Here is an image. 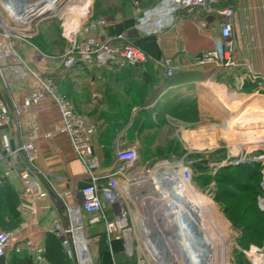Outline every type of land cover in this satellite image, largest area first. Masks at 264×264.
I'll list each match as a JSON object with an SVG mask.
<instances>
[{
  "label": "built area",
  "instance_id": "built-area-1",
  "mask_svg": "<svg viewBox=\"0 0 264 264\" xmlns=\"http://www.w3.org/2000/svg\"><path fill=\"white\" fill-rule=\"evenodd\" d=\"M217 1L158 0L143 9L141 18L133 29L128 30L138 35L157 33L171 27L181 10L217 15L220 33L217 45L196 55L191 66L209 68L214 72L233 66H247L248 72L241 76L240 86L248 76L250 81L258 82V87H264V73L234 56V10L232 7H217ZM22 4L25 2L21 0H0V81L11 102L9 104L3 97L0 85V128L5 126L0 129V167L15 170L28 195H32L30 178L37 156L36 142L40 137L50 135V132L40 130L32 112L34 106L50 101L60 114L55 129L65 134L75 159L82 167V184L75 191V198L64 200L70 192L59 195L63 200L66 223L55 219L50 229L75 264H95L89 239L85 236L83 212L90 215L87 223L102 224L108 244L112 246L119 241L122 252L133 258L135 264H214L212 255H199V246L204 242L203 227L195 218V207L186 201L187 197L182 193L185 183L195 187L190 164L183 158L168 161L174 163L173 166L167 170L158 167L154 171L159 174L155 181L149 175L150 170L142 172L149 175L148 180H152L151 184H146L148 180L138 178L141 171L137 167V149L127 146L116 150L113 165L108 170H98V161L92 151L94 125L74 108L67 96L58 91L59 77L78 60L91 62L96 67L113 63L120 66L143 65L150 56L128 38V30L114 35L103 33L113 21H109L111 17L90 23L88 27L95 32L80 40L81 24L74 32L65 34V17L60 14L62 37L69 45L60 61L49 66L46 55L38 49L25 54L27 45H31L30 40L38 33L42 18L33 22L27 12L22 13L30 9L31 4L26 2L27 7ZM98 28L100 31L96 32ZM159 63L166 76L174 74L176 66L170 58L165 57ZM14 115L27 116V130L18 145L13 143ZM3 177L0 174V183ZM22 207L29 209L34 217V221L25 226V232L32 235L38 229L37 219L44 206L24 202ZM76 233L80 234L84 246L80 247ZM19 240V229L0 227V257L7 255L10 247L13 248ZM38 252H42L41 247Z\"/></svg>",
  "mask_w": 264,
  "mask_h": 264
},
{
  "label": "rangeland",
  "instance_id": "rangeland-1",
  "mask_svg": "<svg viewBox=\"0 0 264 264\" xmlns=\"http://www.w3.org/2000/svg\"><path fill=\"white\" fill-rule=\"evenodd\" d=\"M41 1L43 0H31L29 3ZM66 1L57 7L54 0H51L49 6L59 8ZM157 1L92 0V4L87 8L88 14H83L82 19L81 10L87 0H69L58 14L64 15L70 27H74L69 21L70 18L80 16L82 21L80 30L83 29L78 39L84 40L95 32L88 27L89 24L106 16L111 17L109 21L114 18L115 23L107 25L103 33L114 35L133 29L134 24L141 18V11ZM229 4L236 12L242 29L240 43H237L236 37L234 38L236 41L234 56L239 61L248 62L253 69L263 72L264 0H230ZM54 11L56 10L50 12V17L38 25V33L30 40L31 45H27L28 50L25 52L30 54L34 49H38L46 55L49 66L60 61L69 45L62 37L61 19L59 15L53 14ZM98 31L99 28L96 29V32ZM231 68L218 71L225 72L229 87H226L224 92L214 90L208 105L202 108L196 104L192 111L182 110L181 114L172 112L174 114L172 117L177 119L167 118L158 124L146 120L139 126L133 145L130 146H136L137 167L141 171L139 177H144V180H148L149 175L152 180L159 175L153 170L163 164H167L168 168L173 166L174 163L168 161L183 158L190 164L195 187L210 199L208 211L215 213L216 222L219 218L222 221L215 224V227L217 225L224 227L217 226L219 228L217 230L221 231L219 234L223 232L225 237L224 255L222 254L221 259L225 260L227 257L226 260L230 264H263L261 260L264 261V257L261 256L264 253V87H258V82L250 81L248 76H245L247 80L245 79L240 86V78L244 76V72H248V68L247 66ZM58 87H62L60 79ZM220 94L226 96L224 100L229 108L222 104ZM228 116V122L219 127V122ZM232 123H235V126L231 125ZM112 158L113 156H104L103 161L107 164ZM149 170V175L142 173ZM151 178L148 181H152ZM12 203L14 204L13 200L9 201L5 205L7 211L0 213V227L5 225L13 228L22 220L23 217H17L16 206ZM51 214L49 209L41 214L40 221L38 217V229L32 234L35 235L33 241L28 240L27 236L22 241L24 243L21 242V248L34 254L38 261L40 259L37 254L41 253L38 252V248L42 246L43 239L48 233L41 232L53 226L47 221ZM89 217V214L83 212L85 236L89 239L94 263L112 264L114 256L117 264H134L133 260H125L123 255L116 256L120 250V243L115 242V245L110 246L105 239L102 224H87L86 220ZM200 224L203 227V221ZM202 240L203 254L209 253L213 246H210L204 232ZM10 248L12 249V246ZM218 252L220 253L219 250Z\"/></svg>",
  "mask_w": 264,
  "mask_h": 264
},
{
  "label": "crops",
  "instance_id": "crops-1",
  "mask_svg": "<svg viewBox=\"0 0 264 264\" xmlns=\"http://www.w3.org/2000/svg\"><path fill=\"white\" fill-rule=\"evenodd\" d=\"M229 1L218 0L216 6L230 7ZM217 18L218 16L214 14L181 10L171 27L143 40L142 49L150 56L151 67L148 74L141 71L139 73L133 67L124 65L113 63L96 67L91 62L79 60L72 68L61 74L59 79L62 87H58V91L67 96L74 108L95 127L92 151L98 161V170L105 171L113 165L118 148L133 145L139 126L146 120L158 124L167 118H174L172 112L181 114L182 110L192 111L196 104L203 108L209 104L214 90L224 92L226 87H229L225 72L191 66L196 55L217 45L220 39ZM113 23L114 18L110 25ZM232 23L233 36L236 37L237 43H240L242 29L235 11ZM165 57L170 58L176 66L174 70L176 84H166L165 71L159 63ZM0 85L3 97L11 104L1 81ZM178 94L180 97L174 98ZM32 115L35 116L41 131L50 132L48 137L42 136L36 142L37 156L32 165L30 178L32 195H28L15 170L0 167V174L7 179L9 189L16 195L13 202H18L17 217H23L19 224L13 227L19 229L20 243L27 236L31 241L35 238V235L29 236L25 232V226L31 224L34 217L29 209L22 207V203L44 206L41 213L50 209L52 214L47 221L51 225L55 219L66 223L64 204L59 195L70 192V195L64 197V200L70 201L75 198V191L82 184V167L75 159L65 134L55 129L60 121L56 105L50 101L40 103L34 106ZM13 117L15 129L13 143L18 145L22 141V134L27 130V116ZM104 156L113 158L105 164ZM22 164L25 165L26 161L23 160ZM3 203L5 205V202ZM21 222L23 224L20 225ZM43 232L51 231L45 229L41 233ZM119 249L116 256L123 255L125 260H133L135 264L133 258L122 252L121 243ZM112 264H117L114 256Z\"/></svg>",
  "mask_w": 264,
  "mask_h": 264
},
{
  "label": "trees",
  "instance_id": "trees-1",
  "mask_svg": "<svg viewBox=\"0 0 264 264\" xmlns=\"http://www.w3.org/2000/svg\"><path fill=\"white\" fill-rule=\"evenodd\" d=\"M128 33H129L128 38L132 40L133 42H135L141 48L144 47L143 40L152 38L154 36V34L137 35L136 33L130 30H128ZM124 66L133 67L139 73L141 71L143 74H148L151 64H150V60H148L143 65H124ZM174 76H175L174 74L171 76H166L165 74L167 85L176 84L177 81H175ZM179 97L180 95L178 94V95H175L174 98L177 99ZM234 116H235V113H234ZM236 117H237V114H236ZM235 123H236V120H235ZM235 123H232L231 125L235 126ZM6 181L7 179L3 177L2 182L0 183V213L2 214L7 211L6 210L7 207L5 205H7L9 201L16 199V195L11 192V190L9 189V185ZM193 181L195 182L194 178H193ZM3 202H5V205ZM17 204H18L17 202H14L13 206H17ZM1 228L10 229L9 227H5V225L1 226ZM40 247L42 248V252L40 253V256L38 257L40 261H38V259H36V256L34 254L30 253L27 249H22L21 243L18 242L7 253V255L0 257V264H74V261L66 254L65 250L63 249L60 239L55 234L50 233V232L46 233L43 239V242H42V246ZM16 248H18V250H16ZM227 264H230V263L227 262Z\"/></svg>",
  "mask_w": 264,
  "mask_h": 264
},
{
  "label": "bare ground",
  "instance_id": "bare-ground-1",
  "mask_svg": "<svg viewBox=\"0 0 264 264\" xmlns=\"http://www.w3.org/2000/svg\"><path fill=\"white\" fill-rule=\"evenodd\" d=\"M46 1H48V3H43V2H46ZM49 1H51V0H43V1H41L40 5L42 3H43V5H41L40 11H42L43 9H45L46 12H47L48 8H50V7H51L50 10L56 8L55 6H49ZM68 1L69 0H67L66 3ZM65 4H63V6H61L60 8L55 9L56 11H54L53 13L56 15L57 14V11L61 10L64 7ZM46 5H48L49 7H47ZM23 6L24 7H27L28 5L25 2V4ZM28 9H26L24 11L28 13V11H29ZM22 13H24V12H22ZM82 19H83V14H82ZM69 21H71V23L74 25V27L68 26L66 20L64 19V23H65V33H67V34H70L71 32H74L76 30V28H78L80 26V24H81V18H80V16H79V18L73 16L72 18H70ZM219 96H220V98L222 100V104L229 108L228 103L224 100V96L225 95L220 94ZM229 115H230V113H229ZM228 119H229V116H228V118L227 117L223 118L219 122L218 126L219 127L224 126L228 122ZM238 124H239V121H238ZM161 166L162 167H165L166 170L168 169V165L167 164H163ZM154 171L155 170H153V172ZM140 174H139V176H140ZM139 176H138L139 180H141V181L144 180V177L141 178ZM153 179H154V181L157 180L158 179V175L156 177H154ZM151 183H152V181H147L146 184H151ZM155 183H158V181H156ZM141 187L142 186H140V188ZM183 187H184V189L182 190L183 191L182 193H184L186 195V197H187L186 198V201L188 203H192L193 207H195L194 208L195 215H196L195 218H197V220H199L200 223H202V221H203V231H204V234H205L206 238L209 239L210 246H213L212 250L209 253H206V254L207 255H212L211 257H213L212 259L214 260V264H227V260H226L227 257L225 258V260L221 259V256L223 257V255H224V243H223V241L225 239L224 233L222 232V234H219V232H221V231L220 230H217V229H219L218 227H220L221 225H219V226L217 225L218 227L217 226L215 227V224H217V223L219 224V221L220 222H222V221L219 220L220 219L219 218L217 220L218 222H216L215 219H214V216L216 217L215 213L212 212V211H208L209 207H207V206L211 203L210 202V199L204 193L200 192L199 189H197L196 187L190 185L189 183H185L183 185ZM213 213H214V215H213ZM216 219H217V217H216ZM220 224H222V223H220ZM222 228H224V227H222ZM222 235H223V237H222ZM75 236H76L77 241L80 244V247L82 245L84 246V241L82 240L80 234L79 233H76ZM203 247H204V245L201 243L200 246H199V248H200V250H199L200 251V253H199L200 257H203ZM218 250L220 251V253L218 252ZM219 257H220V260H219ZM261 257L262 258L264 257V253L262 254ZM261 261L264 264V261L263 260H261Z\"/></svg>",
  "mask_w": 264,
  "mask_h": 264
},
{
  "label": "water",
  "instance_id": "water-1",
  "mask_svg": "<svg viewBox=\"0 0 264 264\" xmlns=\"http://www.w3.org/2000/svg\"><path fill=\"white\" fill-rule=\"evenodd\" d=\"M21 1L28 2V3L31 2V0H21ZM64 1L65 0H54V2L57 4V7H58V5H60ZM40 3L41 2L30 3L31 4V8L29 9V11L31 9L32 10L30 12H28V16L32 19L33 22L39 20L40 18H42V21L47 20L50 17V14H51L50 12H52L53 10H55L57 8L56 7L55 9H51L50 10V8H51L50 7V8H48L47 12L44 9L42 11H40V7H41V5H43V4L40 5ZM3 128H5V126L1 127L0 129H3Z\"/></svg>",
  "mask_w": 264,
  "mask_h": 264
},
{
  "label": "clouds",
  "instance_id": "clouds-1",
  "mask_svg": "<svg viewBox=\"0 0 264 264\" xmlns=\"http://www.w3.org/2000/svg\"><path fill=\"white\" fill-rule=\"evenodd\" d=\"M92 4V0H87V3L85 4L84 8L81 10V13L86 15L87 14V8Z\"/></svg>",
  "mask_w": 264,
  "mask_h": 264
}]
</instances>
